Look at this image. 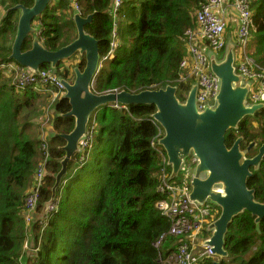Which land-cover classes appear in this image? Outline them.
<instances>
[{"label":"trees","instance_id":"trees-1","mask_svg":"<svg viewBox=\"0 0 264 264\" xmlns=\"http://www.w3.org/2000/svg\"><path fill=\"white\" fill-rule=\"evenodd\" d=\"M201 2L124 0L121 15L127 26L120 29L115 58L102 62L96 92L114 89L139 92L171 84L178 87V98L184 101L193 83L180 81V63L186 55L182 38L188 29L197 26L194 14ZM250 2L256 29L252 32L249 54L264 67V0ZM0 3L7 11L16 4L32 6L34 0H0ZM80 3L83 16L97 12L85 28L99 40L100 55L106 57L114 29L113 0H80ZM68 4V0H58L37 17L41 21L40 38L50 50L74 39L73 10ZM18 18V11H7L2 18L0 14V61L10 59ZM30 46L31 39H27L23 50ZM222 51L225 54L226 48ZM78 56L77 66L83 69L85 55ZM50 67L44 64L41 68ZM72 67L61 61L55 70L59 74L65 70L63 77L67 78ZM43 98V94L30 88L20 91L11 87L0 73V264H21L23 245L31 233L33 250L31 253L25 250V254L27 261L33 256V264H161L178 239L168 233L170 218L156 207L163 195L158 192L162 157L152 146L158 128L149 120L156 111L155 105L101 110L90 161L75 174H71L74 163L70 162L68 180L55 195L56 200L60 199L59 209L48 218L39 219L45 203L53 196L52 188L65 155L61 147L65 140L53 135L51 159L46 162L49 174L41 186L37 217L29 225L30 232L26 230V198L44 159L41 136L39 132L34 136L29 129L36 120L39 122L53 96L48 93L40 102ZM70 108L64 97L53 104L56 132L69 133L74 128L75 119L62 116ZM263 112L264 109L245 117L237 130L231 129L226 135L228 147L239 136L244 137L243 150L253 140L259 145L263 143L264 121L258 118L261 126L258 131H263V137H259L251 120ZM255 153L253 149L248 156ZM168 169L171 172V166ZM176 178L180 180L181 175ZM248 186L256 190V199L264 202V160L248 179ZM163 234L166 238L162 244L154 247L153 243ZM225 239L229 259H222L220 264H264V218L257 228L255 216L244 211L230 224ZM203 264H214V260L208 259Z\"/></svg>","mask_w":264,"mask_h":264},{"label":"water","instance_id":"water-1","mask_svg":"<svg viewBox=\"0 0 264 264\" xmlns=\"http://www.w3.org/2000/svg\"><path fill=\"white\" fill-rule=\"evenodd\" d=\"M54 1L34 0L32 6L16 4L8 10L20 12L10 59L28 67L35 74L39 73L44 64L57 68L61 61L70 59L75 54L85 55V67L74 68V79H62L66 88L64 98L71 106L62 116L73 117L75 126L69 133H55L56 137L65 140V145L62 146L65 156L61 160V169L52 188L53 196L45 203L40 216H43L47 205L53 201L97 109L112 102L155 105L153 118L164 131L158 143L165 150L167 163L171 166V179L178 177L186 159L193 155L197 163L191 179L190 199L199 204L208 200L220 209L218 217L208 225L207 230L211 235L204 241V244L212 247L216 257L214 264H220L222 259L229 257L225 248V236L234 219L247 210L255 216V223L259 228L264 218V202L258 201L256 190L248 186V179L264 160V142L259 146L253 140L243 150L241 143L244 137L239 136L231 147L226 144V135L231 129L237 130L245 117L255 116L264 109V102L251 105L247 103L251 83H244L242 75L237 73L234 44H228L222 59L217 58L215 53L209 55L211 69L219 77L221 87L216 105L203 111L197 109L196 84H193L184 101L178 98V87L171 84L139 92L121 90L98 93L92 83L100 69L99 40L85 28L93 22L97 12L83 16L75 11L72 19L77 30L76 38L67 45L50 50L39 34H36L39 31L35 27V20ZM27 39H31V46L23 50ZM258 146L257 153L248 156Z\"/></svg>","mask_w":264,"mask_h":264},{"label":"built area","instance_id":"built-area-1","mask_svg":"<svg viewBox=\"0 0 264 264\" xmlns=\"http://www.w3.org/2000/svg\"><path fill=\"white\" fill-rule=\"evenodd\" d=\"M73 11L82 13L80 0H71ZM124 0H113L114 30L112 32L111 46L114 51L120 45L118 27V17L121 16V8ZM230 12L234 17L229 21ZM197 21L195 28H190L182 38L186 50L185 57L180 65L189 69L186 75L193 78L197 85L196 105L200 111L209 107H214L220 92L221 82L219 77L212 71L210 63V53H215L219 58L226 45V34L228 23H235L236 53L235 65L237 73L241 74L244 83L250 82L248 94L249 105L264 102V67L257 64L253 57L248 53V47L252 38V32L256 29L254 12L250 0H202L199 8L194 14ZM41 22L36 25L39 26ZM0 70L11 79V87L17 90L30 88L34 92L55 94L57 98H62L66 89L62 78L50 70L40 69L38 74L25 66L15 62H1ZM184 74L181 70L180 81L187 82L186 78L181 80ZM157 128L158 133L152 140V146L162 157V167L159 172L161 182L158 192L162 198L156 202V207L161 213L170 218L172 225L169 235L176 237L178 241L167 258L161 264H203L206 260L214 256L212 247L205 245L204 241L209 238L207 234L208 225L219 215V208L206 200L199 204L190 199V186L193 177L192 169L195 168L197 159L191 155L186 159L181 173L180 180L171 179V172L168 170L167 156L162 147L158 146V140L163 136L162 127L154 120L149 118ZM91 134V131H90ZM45 132L42 131V144L46 143ZM82 144L80 160L85 159L89 150V141L86 138ZM44 159L41 163L46 165L49 150L42 147ZM34 181L26 198L28 215L26 221L31 223L37 211L40 200V189L46 177V171L40 167L34 174ZM190 185V186H189ZM59 200H53L48 204L44 218H48L59 209ZM45 225L47 223H44ZM166 234L160 236L153 245L159 247Z\"/></svg>","mask_w":264,"mask_h":264},{"label":"rangeland","instance_id":"rangeland-1","mask_svg":"<svg viewBox=\"0 0 264 264\" xmlns=\"http://www.w3.org/2000/svg\"><path fill=\"white\" fill-rule=\"evenodd\" d=\"M69 5V4H68ZM9 10V9H8ZM7 10V11H8ZM0 11H1V18H2V16L3 15H5L6 14V12L7 11H5V9H3V7H2V5H1V3H0ZM59 11H61V10H59ZM196 13V12H195ZM234 17V13L233 12H230V14H229V17H228V20L230 21L232 18ZM118 27H117V29H118V31L119 32H121L120 31V29L121 30H124L125 28H126V26H127V24H126V21H124L123 19H121L120 17H118ZM63 28H64V24H63ZM235 30L237 31V28H235L233 25H230L229 23H228V27H227V34H226V37H227V39H228V35L229 34H231L232 35V33L234 32V34H237V33H235ZM67 31H69V30H67ZM33 35V34H32ZM76 35H77V30H76V27H75V25L74 26H72L71 27V38H76ZM235 37H236V35H235ZM73 39V40H74ZM14 41V40H13ZM229 43H233L234 44V46L236 45L234 42H229ZM228 43V44H229ZM228 44L226 45V49H227V47H228ZM184 47V46H183ZM184 49L185 50H187L185 47H184ZM226 52V51H225ZM78 54H75L74 56H73V59H69L67 62H66V64L67 65H69V62L71 61V64H73V67L71 68V71L69 72V76L67 77V79H70L71 81L74 79V76H75V74H74V68L75 67H77V63L79 62V56H77ZM224 56V53H223V51L221 52V54H220V57H223ZM219 59H222V58H219ZM70 64V65H71ZM180 69L182 70V72L184 73V74H182V76H181V80L183 79V78H186L187 79V81L189 82V81H191L193 84L195 83V80L192 78L191 79V77H189V76H187L186 74L187 73H189V69H185V68H183L181 65H180ZM46 70H50L51 72H54L55 74H57V75H59V76H61V77H63V73L65 72V70H62L61 72H60V74L59 73H57L58 71L57 70H55V69H53V68H46ZM5 79L8 81V83L11 85V79L10 78H8V77H6L5 76ZM41 94H43L44 95V98L40 101V102H42L43 100H45L46 99V96L48 95V93H41ZM58 96H56L55 94H53V98H57ZM53 98H52V100L51 101H48V102H50V104L48 105V106H46L45 107V109H44V114H43V116H41L40 118H39V122H38V120H36L35 121V124L33 123L32 125H31V127H30V133H32L34 136H36L37 135V132H39V134L41 135V133H42V131H44L45 132V134H46V136H45V140H46V143L45 144H42V147L44 148V149H46V150H49V153H50V151H51V145H50V142H51V138L53 137V135H55V133H59V132H56L55 130H54V127H53V118L55 117V111L52 109V101H53ZM258 118L261 120V121H264V112L262 113V114H260V115H258V117H252V122H253V124H254V128H255V131H256V134H259V137H263V131L262 132H259L258 131V129L260 128L261 129V126L259 125V121H258ZM32 121V120H31ZM89 127L90 128H92L93 127V122H92V120H91V122H90V125H89ZM31 139H36L35 137H31ZM65 145V144H64ZM63 145V146H64ZM81 146H82V144L80 145V148H81ZM159 146V145H158ZM62 147V146H61ZM102 151H106V149H103ZM51 159V157L49 158V160ZM48 160V161H49ZM62 160V159H61ZM40 167H42L45 171H46V175L47 174H49V171L47 170V166L43 163V164H41L40 166H38V168H40ZM78 170V167H76L75 165L73 166V171H77ZM192 172H194V169H192ZM181 173V172H180ZM179 177V176H178ZM177 178H175V180H176ZM66 181H64V183H65ZM220 210V209H219ZM25 223H26V230L27 231H29L30 232V227H29V225H30V223H28L27 221H25ZM208 234H211V233H209L208 232ZM31 235H32V233H31ZM31 235L28 237V238H26V240H25V242H24V245H23V252H22V256H21V261H22V263L21 264H33V261H32V258H33V256L31 255V256H29V260L27 261V257H26V254H25V250H27V251H29L30 253H31V251L33 250V248L30 246V237H31ZM37 252V251H36ZM226 259H229V257L228 258H226ZM35 264H37L36 262H34Z\"/></svg>","mask_w":264,"mask_h":264},{"label":"clouds","instance_id":"clouds-1","mask_svg":"<svg viewBox=\"0 0 264 264\" xmlns=\"http://www.w3.org/2000/svg\"><path fill=\"white\" fill-rule=\"evenodd\" d=\"M75 11H73V13H74ZM77 12V11H76ZM0 14H2L1 13V11H0ZM18 14H20V12L18 11ZM82 14V13H81ZM123 16L121 15L120 16V18L121 19H123L122 18ZM255 20V19H254ZM38 22H41L40 20H35V27H36V29L39 31V32H42V30H41V24L39 25V26H37L36 24L38 23ZM113 23H114V18H113ZM119 25V24H118ZM114 30V29H113ZM39 32H36V34H39V37H40V34L41 33H39ZM113 32V31H112ZM16 34V33H15ZM120 37H121V32H119V39H120ZM111 41H112V36H111ZM228 44V42H227V40H226V45ZM236 44V43H235ZM226 45H225V47L224 48H226ZM110 46H111V42H110ZM120 46V45H119ZM118 48V47H117ZM116 48V49H117ZM116 49L113 51L112 50V46L110 47V52L108 53V55L106 56V57H101L100 56V58H101V62H100V67H101V65H102V62L104 61V60H107V59H114L115 58V51H116ZM235 53H236V45H235ZM248 53H249V47H248ZM79 55V54H78ZM77 55V56H78ZM250 55V54H249ZM251 56V55H250ZM219 58H223V57H219ZM71 59V58H70ZM73 59V58H72ZM69 59H67V60H63V62H67ZM9 61H15V60H12V59H9V60H4V61H0V63L1 62H9ZM16 62V61H15ZM18 63V62H17ZM69 64H71V61L69 62ZM236 64V63H235ZM73 65V64H72ZM28 68V67H27ZM52 68V67H51ZM29 69V68H28ZM40 69H42V68H40ZM53 69H56V68H53ZM100 70V69H99ZM99 72V71H98ZM98 72H97V74H98ZM0 73L5 77H7V75H5L1 70H0ZM97 74H96V78L94 79V83H92V86H93V88H94V90H95V85H96V80H97ZM61 77V76H60ZM62 79L63 78H65V77H61ZM68 80H70V79H68ZM71 81V80H70ZM10 85V84H9ZM66 89V88H65ZM96 91V90H95ZM119 91H121V90H119V89H114V90H107V91H103V92H98V93H106V92H119ZM66 94V93H65ZM65 96V95H64ZM63 96V97H64ZM62 97V98H63ZM57 101V100H56ZM55 103V101L52 103V109H53V104ZM108 107H111V108H117V109H126V110H128V108H129V105H126V104H121V103H118V102H112V103H109L106 107H104V106H102V107H100L99 109H97L95 112H94V114L92 115V117H91V119H90V122H91V120H92V122H93V127L92 128H90L89 127V125H90V122H89V124H88V128H87V132H86V134L84 135V137L80 140V142H82L83 140H85L86 138L88 139V141H89V150H88V152L86 153V155H85V159L83 160V161H81L80 160V157H81V155H82V153H81V150H80V142H79V149L76 151V153H75V155L73 156V158H72V160H71V162L73 161V163H74V165L76 166V167H78V170L82 167V166H84L86 163H88L89 161H90V159H91V155H92V153H93V147H94V143H95V140H96V136L98 135V131H99V123H98V120H97V118H98V116H99V114H100V111L101 110H103V109H105V108H108ZM151 117H153V115L151 116ZM90 131H91V134H90ZM41 136V135H40ZM160 146V145H159ZM161 147V146H160ZM163 149V148H162ZM41 152H42V154L44 155V152H43V150H42V145H41ZM65 156V155H64ZM50 157V153H49V156H48V158ZM64 158V157H63ZM163 163V162H162ZM168 166H170V165H168ZM77 170V171H78ZM169 170V169H168ZM77 171H73L72 170V173L71 174H75ZM170 172V171H169ZM68 174H69V169H68V172H67V174L62 178V181H61V183H60V186H63L66 182H67V180H68ZM33 181H34V179H33ZM64 181H66L65 183H64ZM33 183V182H32ZM59 186V187H60ZM40 191H41V189H40ZM29 192V191H28ZM53 200H55V197H54V199ZM38 204H39V202H38ZM48 206V205H47ZM37 208H38V206H37ZM46 209H47V207H46ZM36 213H37V211H36ZM44 214H45V212H44ZM44 214H43V216H40V215H38V218L39 219H44ZM36 215V214H35ZM37 216H35V218H36ZM49 220V219H48ZM41 223H46V221H44V220H41ZM210 233V232H209ZM210 235L211 234H209V237H210ZM206 245V244H205ZM210 246V245H209ZM210 259H213V260H215L216 259V257L215 256H213L212 258H210Z\"/></svg>","mask_w":264,"mask_h":264},{"label":"crops","instance_id":"crops-1","mask_svg":"<svg viewBox=\"0 0 264 264\" xmlns=\"http://www.w3.org/2000/svg\"><path fill=\"white\" fill-rule=\"evenodd\" d=\"M56 2H58V0H55L54 1V3H56ZM68 2H69V6H71L72 7V10H73V6H72V4H71V2L68 0ZM73 12V11H72ZM230 25H233V26H235V23H230ZM234 42V43H236V37H235V34H234V32L232 33V35L231 34H229L228 35V39H227V42L229 43V42ZM159 175V174H158ZM208 230H207V234H208Z\"/></svg>","mask_w":264,"mask_h":264},{"label":"flooded vegetation","instance_id":"flooded-vegetation-1","mask_svg":"<svg viewBox=\"0 0 264 264\" xmlns=\"http://www.w3.org/2000/svg\"><path fill=\"white\" fill-rule=\"evenodd\" d=\"M261 144H262V143H261ZM261 144H260V145H261ZM260 145H259V146H260ZM259 146L256 147V148H253V149H256V153H257V151H258ZM253 149H252V150H253ZM256 153H255V154H256ZM253 155H254V154H253Z\"/></svg>","mask_w":264,"mask_h":264}]
</instances>
